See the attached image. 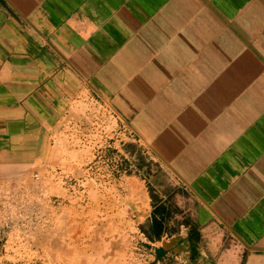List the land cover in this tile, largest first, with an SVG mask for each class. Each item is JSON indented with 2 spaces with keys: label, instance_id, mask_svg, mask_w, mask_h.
I'll use <instances>...</instances> for the list:
<instances>
[{
  "label": "crops",
  "instance_id": "0c3cea01",
  "mask_svg": "<svg viewBox=\"0 0 264 264\" xmlns=\"http://www.w3.org/2000/svg\"><path fill=\"white\" fill-rule=\"evenodd\" d=\"M113 115L149 164L145 243L264 264V0H0V171Z\"/></svg>",
  "mask_w": 264,
  "mask_h": 264
},
{
  "label": "rangeland",
  "instance_id": "374dc122",
  "mask_svg": "<svg viewBox=\"0 0 264 264\" xmlns=\"http://www.w3.org/2000/svg\"><path fill=\"white\" fill-rule=\"evenodd\" d=\"M110 121L104 131L102 121L95 119L88 125L86 117L80 132L78 125L75 130L69 125L66 131L53 133L48 151L56 161L44 158L17 171H0V264H73L58 261L60 243L73 250L88 246L100 251V240L85 238L99 230L95 220L104 218L101 207L108 195L113 197V207L106 209L113 236L109 239L111 252L101 260L184 264V260L159 254L141 236L138 222L144 214L149 164L136 155L134 133L123 131L116 116ZM60 224L71 230L79 224L89 225L83 230L86 237L80 238L83 244L75 246L68 237L71 233L60 236Z\"/></svg>",
  "mask_w": 264,
  "mask_h": 264
},
{
  "label": "bare ground",
  "instance_id": "6f19581e",
  "mask_svg": "<svg viewBox=\"0 0 264 264\" xmlns=\"http://www.w3.org/2000/svg\"><path fill=\"white\" fill-rule=\"evenodd\" d=\"M63 198H65V197H63ZM119 198H121V197H119ZM61 204H63V203H61ZM112 204H113V197L112 196L108 195V196L104 197L102 207H101V208H104V211H105L104 212V218L100 221L95 220L96 221L95 225L97 223L96 227H98L99 230L98 231L92 230V233H90V235L88 234V236H87L88 238L86 237V235L84 236L83 230L86 229L89 225H84V224L77 225L76 224L77 225V227H76L77 232H76L75 228H73V230H71L70 227H63L60 224V236L71 233L72 237H70V236H68V237H69L70 241L75 246H79L78 244L82 243L81 242L82 240L80 239V238H82V236L86 237L85 239H90V241H93L94 239L100 240L101 244H102L100 251L96 252V250H94L93 248H90L88 246L87 247L85 246V248L79 246L80 248H76L75 250H73L74 248H72L70 246L64 247V246H62L63 244L61 245V243H60V250H58V252L60 254L58 261L60 263H62L63 261H69V262H72L73 264H111L112 263V262H109L111 260H101V256H103L104 254H106V256H107V254L109 252H111V245H110L109 239L113 236L112 234H110V232H111L110 228H111L112 224H110L109 218L107 217L108 210H106V209L111 207ZM74 208H75V206H74ZM99 208L100 207L98 206L97 209L99 210ZM67 209L68 208H66V210ZM78 212L79 211H77L76 213H78ZM97 216H98V214H97ZM100 218H101V215H100ZM84 221H85V218H84ZM78 232H80V234ZM56 252H57V250H56Z\"/></svg>",
  "mask_w": 264,
  "mask_h": 264
},
{
  "label": "trees",
  "instance_id": "16d2710c",
  "mask_svg": "<svg viewBox=\"0 0 264 264\" xmlns=\"http://www.w3.org/2000/svg\"><path fill=\"white\" fill-rule=\"evenodd\" d=\"M158 232V230L156 231V233Z\"/></svg>",
  "mask_w": 264,
  "mask_h": 264
}]
</instances>
